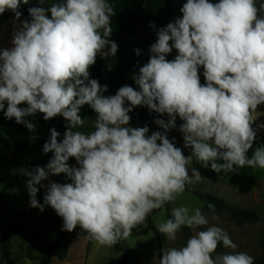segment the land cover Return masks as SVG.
Listing matches in <instances>:
<instances>
[{"label": "clouds", "instance_id": "9594fccd", "mask_svg": "<svg viewBox=\"0 0 264 264\" xmlns=\"http://www.w3.org/2000/svg\"><path fill=\"white\" fill-rule=\"evenodd\" d=\"M21 2L29 0H0V15L10 10L19 20ZM28 11L31 21L21 22L14 47L0 51V110L6 102L4 116L30 132L36 125L25 117L37 113L45 121L62 116L69 122L62 142L60 133L50 129L42 151L54 155L46 167L22 170L29 177L30 206L41 211L51 206L63 219L62 230L79 226L86 239L113 247L153 210L181 196L193 177L201 179L196 169L189 176L193 157L216 173L264 169V146L251 158L247 155L257 135L253 113L264 104V3L187 0L180 9L182 18L158 30L149 62L134 77L139 90L125 85L111 96L102 94L106 85L89 79V69L98 55L106 58L118 51L109 39L112 5L106 0H54L47 9ZM173 48L178 55L168 61ZM135 52L140 55L139 49ZM201 66L205 84L198 74ZM84 105L97 114L95 130L87 133L79 130L85 124L79 114ZM136 106L167 114V122L154 121L164 131L149 136L146 126L123 127ZM177 116L192 156L185 157L167 136ZM70 157L79 168L69 166ZM62 173L72 182H52L41 204L36 185L49 174ZM208 208L214 210V205ZM207 225L201 208L179 206L157 230L167 243L176 241L182 226L195 230ZM221 243L232 251L217 253ZM237 247L225 230L212 225L195 231L185 246L164 247L159 264H254Z\"/></svg>", "mask_w": 264, "mask_h": 264}, {"label": "rangeland", "instance_id": "374dc122", "mask_svg": "<svg viewBox=\"0 0 264 264\" xmlns=\"http://www.w3.org/2000/svg\"><path fill=\"white\" fill-rule=\"evenodd\" d=\"M173 1L184 4L182 0ZM261 3H264V0H257L258 7ZM176 14L179 15L182 12H178L176 8H173L172 15L176 17L178 16ZM25 20L30 22L31 18L16 20L12 17L1 24L0 51L14 47V33L21 26V22ZM169 23H174V19H171L170 14L166 26ZM151 31L152 26L146 22L140 32L128 34L125 42L126 44H138ZM169 43L171 45L173 42L170 41ZM151 45H149L145 54V56L147 55V62H149L152 55L150 52ZM124 51L130 54V50L127 48ZM176 56L169 53L166 55V59L172 61ZM131 71L132 75H136L139 69H132ZM203 72L204 69L201 66L198 72L201 84L206 83ZM151 113L152 117L149 120ZM41 116L43 119V114ZM253 117L255 121L252 127L256 130L257 135L252 148L247 153L249 158H251L257 147L264 146V128L259 127L264 125V104L258 106L257 111L253 113ZM55 118L65 125L66 131L65 118L62 116H56ZM156 119L165 120L169 117L167 114L161 115L155 111H149L146 113L145 119L132 118L129 124L123 127L141 128L148 125L153 129H157L160 127L154 122ZM95 121L94 118L86 120L84 126L79 130L86 133L94 131ZM44 122L46 121L44 120ZM147 122L148 124H146ZM43 127L44 133L47 134L50 125L45 123ZM179 129L176 134V140L179 143L177 147L182 150L185 157L192 156V148L190 146L185 147L183 133ZM59 142H62V140ZM41 156L42 154L39 152L18 151L14 148L5 154L0 153V191L10 178L17 176L14 185L3 192L0 198V232L4 233L5 238L9 241L13 264H39L38 259L42 256V244L45 241L54 240L63 227L62 217L51 206L44 205V211L30 206V196L26 187L29 177L24 175L22 170L32 171L38 166L46 167L39 162ZM72 167H80L75 158H73ZM187 168L189 176L192 175V169L198 170L201 179L195 181L193 177L194 182L186 185L188 190L186 189L175 201L166 204L164 208L153 210L143 225L134 228L127 239L118 242L120 250L115 245L113 247L101 246L95 241L86 239V235H76L69 245L66 258L62 260L54 259L51 264H159V258L162 256L164 247L179 248L185 246L187 239L195 231L204 230V228L212 225L221 227L229 234L232 241L238 246L235 251L244 252L254 259L259 257L261 249L258 242L260 238L264 239V169L245 167L235 172L222 171L216 173L210 167L205 168L195 157L190 161ZM52 182L66 184L72 181L63 173L59 175L49 174L46 180L41 181L40 185H36L39 189L36 198L41 204H44V196ZM206 194L222 200L231 209L246 208L255 210L259 216V221L237 224L232 219L231 214L225 210L215 211L213 214H204L209 220V225L201 226L195 230L189 229L190 232L187 238L179 231L175 242L166 243V238L162 236L161 256H157L155 253L157 225L165 222L168 212L171 213L175 207L202 208L205 204L202 196ZM213 216L217 219H212ZM230 251L232 249L222 247L217 253Z\"/></svg>", "mask_w": 264, "mask_h": 264}, {"label": "trees", "instance_id": "16d2710c", "mask_svg": "<svg viewBox=\"0 0 264 264\" xmlns=\"http://www.w3.org/2000/svg\"><path fill=\"white\" fill-rule=\"evenodd\" d=\"M155 8L154 10L148 12L147 17L152 16L148 20V24L155 26L152 27V31L150 34H148L145 39L132 46V54L129 57L121 56L116 54L113 61L111 62V66L109 69L108 77L101 83V86L108 85L111 87V89H108L105 93L108 94V96L115 95L118 91V87L120 83L123 82V79L127 76V72L129 69L135 65V63L145 56L147 53L148 47L150 44H153L157 40V33L160 28H163L166 26L169 14H170V8L173 0H152ZM54 0H44V3H41L40 0H29L28 4H23L21 2L20 7L18 11L21 12L20 19L24 18H31L29 14V8L32 7H43L48 8L51 3H53ZM183 3H186L187 0H182ZM209 2H219V0H209ZM50 17V13H47ZM264 15V13H261ZM15 18V14L8 10L2 15H0V28L1 24L8 20L9 18ZM146 17V18H147ZM19 19V20H20ZM113 34L117 35L118 38H123L127 34L125 31H120L118 28L112 27ZM135 49L140 50V55H137L135 52ZM170 54L178 55V52L175 48L172 49ZM89 79H99V75L97 77H94L93 75H89ZM103 94V93H102ZM27 106V105H23ZM7 108V107H6ZM6 108L4 111H6ZM83 110L82 119L86 120L89 117H97L96 114L90 113L86 109ZM146 111L149 112V109L146 106H136L133 108V111L129 113L131 118H134V114L139 113V111ZM4 111L0 115V153L5 154L11 149H16L18 151H27V152H39L42 154L41 158L39 159V162L46 166L50 159L53 157V153L49 152L45 154L42 149L43 145L49 140L50 138V129L55 128L59 133L60 136H58V142L60 140H63V135L65 133V128L62 122L58 120L57 118H52L46 122H44V119L36 121V132L32 131L30 132L23 124H17L15 121V118L13 119H7L4 116ZM35 116H29L25 117L26 120L31 121L33 123ZM168 119H165V122H167ZM45 123H48L50 125L49 131L44 133L43 126ZM183 123V121L177 116L176 119V127L169 129L167 132V136L170 140H172L177 147L179 145L178 141L176 140V134L178 132V129L180 125ZM66 124L68 125L69 122L66 121ZM148 127L149 131L147 135H151L154 132L160 131L163 132L164 130L162 128L153 129L150 126L146 125ZM75 130V129H74ZM68 164L70 167H72L73 164V158L70 157ZM17 180V176H13L9 179V181L3 186L2 190L0 191V198L3 195V192L11 188L15 181ZM186 189L188 190L187 186ZM202 199L204 200L205 204L201 208L203 214H213L215 211L225 210L229 212L232 216V219L237 224H242L245 222L249 223H255L259 221V216L257 212L253 209H231L229 208L222 200L217 199L216 197L206 194L202 196ZM211 203L214 205V210H210L208 208V204ZM171 218V213L168 212L167 219ZM180 231L182 232L183 236L185 238L189 235V228L182 226ZM76 235H86L82 229H80L79 226L72 232L61 230V232L56 236L54 240L45 241L42 244V256L38 259L39 264H51V262L54 259L62 260L66 258L69 250V245L72 242V240L75 238ZM156 235V241H155V253L157 256H161V238L162 234L159 233L157 230L155 231ZM259 246L261 249V254L259 257L254 259V264H264V239H259ZM118 250H120L118 243L115 245ZM223 247L222 243L217 248V252ZM0 264H13V261L11 260V253L9 250V241L5 238L4 233L0 232Z\"/></svg>", "mask_w": 264, "mask_h": 264}, {"label": "crops", "instance_id": "0c3cea01", "mask_svg": "<svg viewBox=\"0 0 264 264\" xmlns=\"http://www.w3.org/2000/svg\"><path fill=\"white\" fill-rule=\"evenodd\" d=\"M106 2H108L109 4L112 5V7L114 8V12H115V15H113L110 18L111 27L118 28L119 32L120 31L123 32L125 30L127 31L126 32L127 34L125 35V37H123L121 39L118 38V36L113 34V32H112L109 39L116 42L118 45V51L116 54L121 55V56H125V57H129L132 54L133 44H126L125 41L128 38V34H130V33L137 34L138 32H140L142 30V28L146 25V22H148V20L152 17V16L147 17L148 12L154 10L155 5H154L152 0H106ZM182 6H183V4L176 2V1H173L172 5H171L170 16H171V19L172 18L174 19V23L178 18H182L183 14H179V15L176 14L178 16L175 17L172 15V10H173V8H176L177 11L179 12L180 9L182 8ZM9 22H11V21H9ZM126 48L128 50H130V54H128V52L126 53L124 51ZM105 51H107V49H105ZM115 56H108L106 58H103V57L98 55L96 58V63L90 67L89 73L91 75H93L94 77H97V75H99L98 81H99L100 85L108 77L111 62L113 61ZM146 56L139 59L135 63V65L129 69V71L127 72V76L125 77V79H123V82L120 83L118 90H119V88H121L122 86H125V85L131 86L134 89L139 90L138 86L135 83V79H134V77L137 76L139 74V72L136 75H132L131 70L132 69H140V67H142L146 63H148ZM106 86H107V90L111 89V87L108 86L107 84H106ZM103 95L108 96V94L105 92L103 93ZM126 106H128V102H126ZM6 107H7V105L5 106V108ZM82 109H86V111L88 110L90 113L96 114L95 111L89 105H84L80 108V112H79L81 118L83 115ZM3 111L4 110H2L0 112V115ZM146 113H147L146 111L141 110V111H139V113L134 114V118L136 117V118L145 119ZM151 117H152V113H151V116H149V120L151 119ZM91 118L97 119V117H89L86 120H89ZM38 120H42L41 113H37L35 115L33 123L35 124L36 121H38ZM148 122L146 124H148ZM34 132H36V130Z\"/></svg>", "mask_w": 264, "mask_h": 264}]
</instances>
